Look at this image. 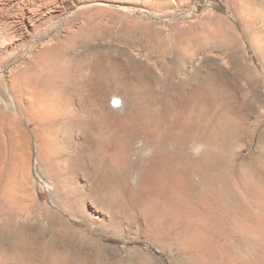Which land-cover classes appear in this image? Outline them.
<instances>
[{
	"label": "rangeland",
	"instance_id": "obj_1",
	"mask_svg": "<svg viewBox=\"0 0 264 264\" xmlns=\"http://www.w3.org/2000/svg\"><path fill=\"white\" fill-rule=\"evenodd\" d=\"M3 1L0 34L10 32L6 24L17 16ZM232 2L90 0L86 6L89 13L74 21L86 31L78 37L75 48L82 55L72 64L74 68L86 62L99 73L89 76L86 83V92L89 86L91 89L85 106L93 117L78 124L89 135L86 143L73 145L71 171H55L42 144L44 130L12 107L10 115L16 114L26 130L32 187L40 202L57 215L38 217L30 210L19 212L9 203L1 205L0 261L199 264L196 253L181 251L180 233L163 211L165 200L177 204L209 199L249 201V196L239 193L242 184L264 193L259 183L264 178V53L250 43ZM80 10L57 14L60 18L53 33L63 34L65 19ZM210 12L237 28L246 65L255 66L262 73L260 79L239 59L232 60L228 52L203 41L193 39V59L188 61L174 50ZM22 32L25 41H20L19 62L13 59V47L0 48V62L4 61L1 74L7 83L9 73L21 69L39 50L31 27ZM69 79L72 87L76 83L73 70ZM4 89L1 85L0 98L9 101ZM109 93H126L130 100L127 109L121 111V103L117 105L120 109H111ZM105 102L109 114L98 112V105ZM1 128L0 155L6 156L3 161L0 157V169L8 171L13 164L11 139ZM20 142L23 144L22 139ZM169 176L178 182L173 193L166 189ZM92 211L107 220L92 215ZM230 224L225 240L233 253H242L245 247L237 242L239 236Z\"/></svg>",
	"mask_w": 264,
	"mask_h": 264
},
{
	"label": "bare ground",
	"instance_id": "obj_2",
	"mask_svg": "<svg viewBox=\"0 0 264 264\" xmlns=\"http://www.w3.org/2000/svg\"><path fill=\"white\" fill-rule=\"evenodd\" d=\"M5 1H7L9 8L16 10V12L14 11L16 14L13 16L17 15V20L8 22L9 24L5 23L9 27L10 32L5 30L0 34V48L13 47V59L19 62L18 55L22 46L20 41L23 42L25 39V33L22 31L31 27L34 33V40L38 43L37 49L39 48V50L33 54L32 58H28L27 61L23 62L21 69H15L16 71L9 73L8 83L5 76L1 74L4 61L0 62V86H5L3 95L5 97L10 96L9 101L6 98H0V101L3 99L0 102V126L11 139V161L13 162L11 168L9 170L7 168L8 171L0 169V212L2 213L1 205L9 203L19 212L30 210L31 213L38 217L51 219V217L57 215V212L49 206H44L32 187L30 182L32 174L30 166L31 155L26 130L16 114L10 115V110L12 107L19 110L28 122H35L41 130H44V134L41 137L44 140L42 144H45L44 147L49 154L51 163L55 167L54 170L63 171L65 174L66 171H71L72 147L76 144L86 143V137L89 135L86 128L78 124L86 121V118H90L91 115L93 117V113L89 114V110L87 111L85 106L86 93H89L91 89L89 86L86 92L88 88L86 83L89 76L99 75L97 67L93 66V68L91 64L90 66H88L89 64L87 65L88 68L86 70V62H80L72 68L73 62L81 54V51L78 52L77 50L76 52L78 37H81L86 31L83 26L76 27L74 21L89 13L86 6L90 4V0ZM228 1L230 4L233 1L234 14L247 33L250 43L258 52L264 53V0ZM78 7L81 9L79 12H76L71 18L65 19L63 34L65 33L66 35L64 36L61 32L53 33L54 23L59 20L60 16L68 15L70 11ZM57 14L60 16H57ZM208 14L203 20L200 19L195 31H193L194 33L190 36L188 35L189 39H186L188 36L185 38L186 40L184 37L183 40L181 39L182 37H179L182 41H180V44L177 42L179 45L176 44L177 47H174V50H178L180 55H183L181 57L188 61L189 57L193 59L192 55L194 53L192 54L191 51L193 50V39L197 42L203 41L213 49L228 52L232 60L239 59L243 67L253 72L260 79L262 73L257 68L255 69V66L253 69L246 65L244 48L237 28L226 21L220 20L212 12ZM90 20L93 19L90 18ZM98 24L99 22L97 26H99ZM161 32L159 33L162 34ZM147 33L150 32L147 30ZM157 33L155 34L158 35ZM160 34L158 36L161 37L162 35ZM83 49L86 50V46ZM71 70L75 73L76 81L72 87L69 81ZM105 96L107 95L105 94ZM127 96L126 93H109L107 97L110 98L109 106L111 109L119 108L120 106L117 107V105L121 103V111H125L130 102L129 96ZM107 107V102L100 103L98 112L109 114ZM130 119L128 118V120ZM190 119L192 122L195 121L193 116ZM177 125L179 126V124ZM17 137H19L18 140ZM20 138L23 144H21ZM5 140L7 141V139ZM2 152L0 151V154ZM5 156L0 155L1 159L2 157L4 159ZM253 171L255 175H258L255 169ZM171 176L166 179V189L168 192L173 193L177 189L178 182H175V178L173 179ZM259 183L264 186V178H260ZM183 190H185V187H183ZM241 190L242 192H239L241 196H249V201L236 202L233 199L235 201L221 202L216 199H209L177 204L169 202V199L165 200L163 211L166 214V218L173 223L172 225L175 228L170 224L171 227L180 233L182 239L179 247L181 251L190 250V252L196 253L195 256H198L199 264H264V193L250 189L246 184H242ZM91 214L97 215L103 221L107 220L106 216L95 211H92ZM230 223L234 225L233 228L239 239H241L240 241L237 239V242L243 243L245 247V251L242 253H233L230 250L231 246L229 247L225 240V232L229 229ZM0 264L4 263L0 261Z\"/></svg>",
	"mask_w": 264,
	"mask_h": 264
}]
</instances>
